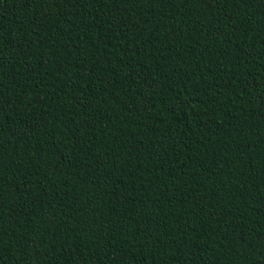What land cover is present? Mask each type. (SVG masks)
<instances>
[{
  "label": "trees",
  "instance_id": "obj_1",
  "mask_svg": "<svg viewBox=\"0 0 264 264\" xmlns=\"http://www.w3.org/2000/svg\"><path fill=\"white\" fill-rule=\"evenodd\" d=\"M264 0H0V264H264Z\"/></svg>",
  "mask_w": 264,
  "mask_h": 264
},
{
  "label": "snow or ice",
  "instance_id": "obj_2",
  "mask_svg": "<svg viewBox=\"0 0 264 264\" xmlns=\"http://www.w3.org/2000/svg\"><path fill=\"white\" fill-rule=\"evenodd\" d=\"M239 2H245V0H239ZM261 6L264 7V4H262Z\"/></svg>",
  "mask_w": 264,
  "mask_h": 264
}]
</instances>
